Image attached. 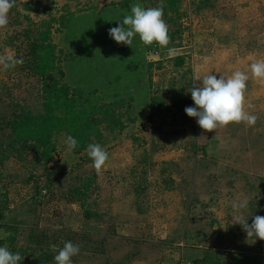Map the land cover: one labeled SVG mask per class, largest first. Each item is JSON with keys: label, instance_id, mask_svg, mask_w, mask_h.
Wrapping results in <instances>:
<instances>
[{"label": "rangeland", "instance_id": "obj_1", "mask_svg": "<svg viewBox=\"0 0 264 264\" xmlns=\"http://www.w3.org/2000/svg\"><path fill=\"white\" fill-rule=\"evenodd\" d=\"M162 1L15 0L10 9L0 55L11 52L24 63L0 66V120L44 112L49 81L26 63L39 32L54 48L53 77L71 95L80 82L77 108L100 110L82 149L69 150L61 132L52 134L47 160L38 161L30 148L0 158L7 206L0 247L19 253V264H30L37 254L27 251L40 246L56 264L68 241L80 246L72 264H208L211 253L217 264H244L241 256L264 263V240H249L233 219L251 225L264 216V83L250 71L254 60H264V0H179L176 13L166 8L163 15L170 43L145 53L138 34L131 46L110 37L132 5L147 9ZM176 56L184 58L180 67ZM235 70L249 75L245 110L256 124L203 130L185 112L195 107L189 90L204 74L229 77ZM109 105L121 128L104 113ZM6 133L0 131V145ZM93 143L109 157L100 175L87 154ZM85 182L83 195H75ZM245 198L248 207L234 211L232 202Z\"/></svg>", "mask_w": 264, "mask_h": 264}, {"label": "clouds", "instance_id": "obj_2", "mask_svg": "<svg viewBox=\"0 0 264 264\" xmlns=\"http://www.w3.org/2000/svg\"><path fill=\"white\" fill-rule=\"evenodd\" d=\"M15 0H0V29L8 23V13L14 6ZM163 4L157 7L144 9L140 4L131 6V14L123 17L117 27L109 29V35L117 43L131 46L133 37L139 35L145 45L154 42L162 47L170 43L168 25L163 19ZM172 51V50H170ZM24 63L23 58H17L14 53L0 55V66L6 71ZM252 78L264 83V60H254L250 64ZM198 85L189 91L195 107H186L185 112L189 117L197 119L198 125L208 132L218 127H225L230 123L244 122L248 126H254L258 117L249 114L245 110L246 82L249 75L244 71L235 70L231 76L225 77L211 73L204 74L199 78ZM65 143L69 150L77 146V140L71 135L66 137ZM87 154L93 161V167L97 175L101 174L102 168L108 160V153L98 143L87 146ZM249 201L245 198L232 202L234 211L247 208ZM247 234V238L254 242L255 239L264 240V216H254L251 225L242 216L233 217ZM55 251L56 246L52 245ZM80 246L68 241L54 256L56 264H72L71 258L78 255ZM23 258L19 253L13 254L6 247H0V264H19Z\"/></svg>", "mask_w": 264, "mask_h": 264}, {"label": "trees", "instance_id": "obj_3", "mask_svg": "<svg viewBox=\"0 0 264 264\" xmlns=\"http://www.w3.org/2000/svg\"><path fill=\"white\" fill-rule=\"evenodd\" d=\"M161 3L164 6V13L167 10L166 8H168L169 11L176 13L180 4L179 0H163ZM120 4L127 5L128 1H124L122 3L120 2ZM26 6L29 7L28 5ZM67 16H71V14L68 13ZM59 19V22L62 26H64L65 20L68 22L66 16H60ZM118 21L119 22H117L114 27H117L122 20L118 19ZM96 24L97 25L95 26V29L101 30L100 23ZM46 39V32L38 33V35L32 40V43L30 44V55L32 58L26 62L28 66L32 65L34 71L40 73L42 78L48 79L46 81H49L46 84L43 92L44 112L34 115L29 113L24 115L15 113L11 119L3 118L0 120V122H3L0 126V131L3 132L4 130H7L5 137H8V141L5 146L2 143L0 145V158L6 157L4 153H7L8 155L13 153L20 155L23 148H30L31 150L38 151V161L40 158L47 160L49 158L50 152L53 150L51 140L52 134L55 135L56 133L61 132L67 134L68 136L71 135L74 137L78 142L77 149H82L87 145L85 142L87 140L88 133H90L89 131L99 124L93 116L96 113H99L100 110L97 108L98 106L88 108H82V106L77 108L78 105L76 106L78 103V101H76L77 96L78 99H82L83 97L82 93L79 91L80 82H77L79 87L78 89L73 90L71 95L68 91V87L66 85H60L59 81L51 74V71L54 70V48L50 45V42L46 43ZM157 44L158 43L155 42L151 45L143 44L140 52L145 53V51H147L150 47L155 45L157 46ZM183 60V57L176 56L172 59V62L175 67H180L183 64ZM82 72L83 70L79 72V77L83 76L81 75ZM155 98V100H157L156 96ZM162 104L163 100H159L158 105ZM113 108V105L105 106L104 113L110 118V123H113L114 125L113 128H121L122 125L120 123V119L117 118L119 115L115 114L116 110ZM96 135L98 136V134ZM1 178L2 177L0 176V181ZM86 185L87 184L85 182L81 187L75 189V195H78L79 197L82 196L87 189ZM0 195L2 197L5 195L2 193L1 189ZM6 208V204L0 199L1 220L4 219L3 212L6 210ZM27 252L30 255H32V252L37 254L36 257H33L30 260V264H54V262L49 263L51 256L49 253L50 249L47 247L43 248L40 246L38 249H30ZM241 258L244 264H264L260 260L249 259L244 256H241ZM204 261H208V264H217L215 254L213 255L212 253L206 255ZM193 263L198 264L199 260L196 259L193 261ZM234 263L240 264L238 260Z\"/></svg>", "mask_w": 264, "mask_h": 264}]
</instances>
